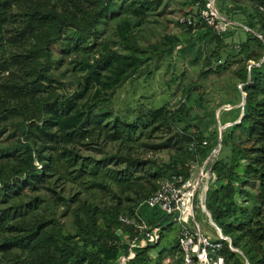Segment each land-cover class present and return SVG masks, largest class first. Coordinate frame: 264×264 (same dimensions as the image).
Masks as SVG:
<instances>
[{"label":"rangeland","instance_id":"obj_1","mask_svg":"<svg viewBox=\"0 0 264 264\" xmlns=\"http://www.w3.org/2000/svg\"><path fill=\"white\" fill-rule=\"evenodd\" d=\"M44 1L71 7L70 2L74 0ZM88 1H83V8L93 13L96 20L101 17L95 28L84 34L66 28L62 35L79 42L78 52L71 45L70 53L63 55L57 45L51 44L46 59L22 62L0 72V84L37 82L45 86L38 94L41 100L65 104L84 89V77L89 69L81 70L78 63L85 61L100 70L110 87L107 90L93 87L82 99L77 98L76 105L79 108L92 105L93 112L110 114L121 124L138 126V130L130 139L121 133L118 140L112 135L94 133L83 143L74 145L73 150L80 157L75 166L62 157L58 159L56 152H45L54 159L51 171L43 173L47 175L45 183L35 188L26 186L11 198L3 196L0 185V217L7 216L6 222L0 223V244L5 237L14 234L7 228L21 222L29 226L37 222L41 232L59 233L70 237L72 242H79L74 216L82 206L94 212L100 228H104L102 214L116 207L124 213L134 208L133 217H137L142 226L149 227L152 224L147 216L154 211L146 208L144 200H138V196L168 177V174L163 175L161 167L180 162L196 166L198 172L206 166V172L208 158L219 141L221 146L213 162L229 152L226 147L222 149L223 136L237 135L233 126L238 122L236 113L245 97L242 90L245 84L238 72L259 67L264 59L253 45L251 51L243 52L239 47L246 39L247 23L255 24V20H250L254 13L251 2L214 0L215 10L227 21L222 22V28L216 32L206 29L200 21H204L200 4L212 0ZM111 3L113 13L105 11L99 17L100 6L107 10ZM23 15L22 10L13 8V21L6 27L8 34L2 43L1 59L7 65L13 58L24 56L35 43L34 37L20 35L27 28ZM36 28L34 26L38 32ZM213 34L221 35V44L213 39ZM113 56L124 57L122 65L116 68L115 63L112 69L103 70L107 59ZM135 61V68L124 65V62ZM25 73L29 74L28 79ZM188 87L192 89L190 95L185 92ZM8 103L17 113L22 110L35 113L29 100L21 109L20 105L15 107L17 102L12 99ZM157 110L160 117L153 120L149 112ZM16 115L0 118V151L18 147L19 141H25L17 127L23 119ZM197 133L203 138L201 143L196 139ZM192 146L195 153L190 150ZM200 150L207 153L202 155ZM248 159L238 160L235 169L238 174L250 162ZM35 164L38 174H42L41 166ZM7 167L8 159H0V170L5 172ZM158 168L160 172L153 176ZM126 175L128 178L124 180ZM246 187L257 192L253 183H246ZM29 203H32L31 208L23 207L13 218L17 207ZM3 210L6 213H2ZM80 217L84 219L82 214ZM195 217L202 232L216 240L204 212L196 209ZM177 234L178 226L174 223L161 232L158 243L149 246L148 264H181L174 252ZM118 237L121 239L122 235ZM241 250L237 254L244 261L247 251L243 245ZM30 258L28 251L0 249V264H25L30 263ZM119 262H123L122 258Z\"/></svg>","mask_w":264,"mask_h":264},{"label":"trees","instance_id":"obj_2","mask_svg":"<svg viewBox=\"0 0 264 264\" xmlns=\"http://www.w3.org/2000/svg\"><path fill=\"white\" fill-rule=\"evenodd\" d=\"M83 1L74 0L70 2L71 7H67L66 5L56 6L44 0H0V63L2 62V43L5 35L8 34L6 27L13 21V8L22 10L24 20H27V28L20 35L22 37L30 35L35 40L33 47L24 56L13 58L12 63L8 65L6 62H2L0 72L4 73L9 70L10 66L19 65L22 62L27 64L30 60L36 62L38 58L46 59L51 44L57 45L58 51L63 55L70 53L72 46L78 52L79 42L62 36L65 29L70 28L79 34H84L95 28L100 16H103L105 11L113 13V10L110 9L112 3L107 10L100 6L98 13L100 18L96 20L93 13H89L83 8ZM235 1L237 2V0ZM238 1L251 2L254 13L251 14L250 20H255V24L247 23L246 39L240 43L239 47L244 52L245 50L251 51L253 45L260 51V57H264V0ZM109 3L110 1H108ZM200 7V11L207 10L206 2L203 1ZM200 21L206 29L212 31L202 19ZM256 25L259 28H256ZM34 26L39 29L38 32L34 30ZM213 39L218 44L222 43L221 35L213 34ZM124 59V57L113 56L110 60L107 59L102 69H112L115 63L118 64L116 66L118 68L122 65L121 60ZM246 59L250 60V57H246ZM84 62L78 63L81 70L89 69L84 77V89L81 94H76L65 104L41 100L38 94L42 89H45V86L37 82L0 84V118H4V115L8 114H17L16 116L22 117L23 121L17 124V127L21 130L25 140L24 142L19 141L18 147L13 146L0 151V159H8L6 171L0 170L2 172L0 185L4 192L3 196L11 198L13 194L19 193L26 186L35 188L45 183L44 178L47 175L43 173L51 171L54 161L45 152H56L58 159L62 157L70 165L75 166L79 163L80 157L74 152V145L83 143L94 133L105 137L112 135L114 140H118L121 133L130 139L138 130V126L121 124L110 114L93 112L92 105L87 108L83 106L79 108L76 105L77 98L82 99L93 87L97 86L99 90L102 88L107 90L110 87L108 82H104V75L100 70H96ZM124 65L135 68L137 62L130 64L124 62ZM217 69L219 70V68ZM238 75L245 84L242 89L245 98L244 105L236 113L238 122L233 126L237 135L230 133L228 138L226 136L222 138V149L226 147L229 152L225 157L213 162L211 170L216 180L212 186L208 187L210 191H207L206 209L221 233L230 238L235 249L242 251L241 245L245 247L247 254H244V258L249 264H264V59L259 67H253L250 70L244 68L238 72ZM25 76L28 79L29 74L25 73ZM191 91L190 87L185 90L188 95L191 94ZM10 99L17 102L15 107L20 105L19 109L22 104L25 106V102L29 100L35 113L28 112V110H22L20 113L15 112L14 107L8 103ZM189 113L186 112L187 115ZM41 115H44L43 119H41ZM149 115L155 120L160 117V110L149 112ZM196 139L201 143L203 138L197 133ZM194 149V147L190 148L193 152ZM205 149L208 151L210 148ZM207 151L201 152L200 150L202 155H205ZM240 158H249L250 162L244 166L242 173L238 174L235 169L239 165ZM128 162L130 161L128 160ZM35 163H38L43 169L42 174H38ZM161 168L164 170L163 175L168 174L165 179L178 175L188 178L190 175V169L180 162ZM159 172L158 168L153 172V176H157ZM127 178L128 175L124 180ZM248 182L257 186V192L253 193L246 187ZM156 188L157 186L154 184L149 192L144 195L139 194L138 200H144L145 206V200ZM31 206L32 203L17 207L13 218L17 217L23 207L31 208ZM78 210L74 216V224L79 235V242H72L70 237L62 236L59 233L41 232L37 222L31 226L21 222L7 228V231L14 234L1 241L0 249L2 251L18 249L30 252V263L25 264H118L119 259L127 256L128 246L118 237L117 230L122 232L131 230L120 225L117 218L120 215L133 216L134 208L124 213L116 207L103 213L104 228L98 226L94 212H90L89 208L82 206ZM151 210L156 213L153 212L147 216L149 223L154 225L164 219V215L159 210ZM2 213H6V211L3 210ZM80 214L84 219L80 217ZM6 219L7 216L2 215L0 223H5ZM167 227L163 230H166ZM149 250L150 247L136 249L135 257L126 264H148L150 262ZM174 252L176 255V244ZM221 255L225 264H244L240 256L231 252L226 246L222 249ZM22 263L24 264V262Z\"/></svg>","mask_w":264,"mask_h":264},{"label":"built area","instance_id":"obj_3","mask_svg":"<svg viewBox=\"0 0 264 264\" xmlns=\"http://www.w3.org/2000/svg\"><path fill=\"white\" fill-rule=\"evenodd\" d=\"M213 9H215L214 0L207 3V10L202 11L201 17L210 28L219 31L222 22L227 23V21ZM186 167L190 169L188 178L178 175L161 180L145 200L147 208L157 209L164 215L163 220L145 227L133 216H118L119 224L131 230L130 232L117 230V234L122 235L121 239L128 246V254L119 264H126L132 260L136 255V249L156 245L163 229L172 223L178 226L176 256L179 257L181 264H225L221 255L224 246L233 253H239V250L232 246L230 239L224 236L212 222L206 209L205 198L202 199L203 193L206 194L208 187L216 180L211 170L212 163L209 162L206 172V166L201 172H198L196 166ZM196 209H200L208 217V223L215 231L216 240H212L207 233L202 232L200 224L196 221ZM244 264L249 263L244 260Z\"/></svg>","mask_w":264,"mask_h":264},{"label":"water","instance_id":"obj_4","mask_svg":"<svg viewBox=\"0 0 264 264\" xmlns=\"http://www.w3.org/2000/svg\"><path fill=\"white\" fill-rule=\"evenodd\" d=\"M213 11L216 13V10L215 9H213ZM217 14V13H216ZM222 18V17H221ZM223 19V18H222ZM245 98V97H244ZM244 98H243V105H244ZM222 137H220V139H221ZM220 142L221 141H219L218 143V146L215 148V150L210 154V156H209V158H208V160H209V162L210 163H212L213 162V160H214V158H215V156H216V154H217V152L219 151V149H220ZM204 198H205V194L203 193V195H202V199L204 200ZM211 218V217H210ZM212 220V219H211Z\"/></svg>","mask_w":264,"mask_h":264}]
</instances>
